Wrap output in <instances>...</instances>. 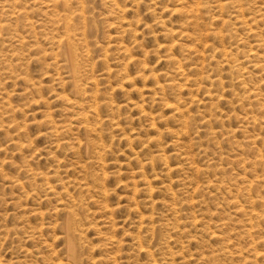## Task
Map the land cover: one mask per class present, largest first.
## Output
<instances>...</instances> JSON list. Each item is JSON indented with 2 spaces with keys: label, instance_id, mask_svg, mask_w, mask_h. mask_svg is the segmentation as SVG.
<instances>
[{
  "label": "rangeland",
  "instance_id": "rangeland-1",
  "mask_svg": "<svg viewBox=\"0 0 264 264\" xmlns=\"http://www.w3.org/2000/svg\"><path fill=\"white\" fill-rule=\"evenodd\" d=\"M0 264H264V0H0Z\"/></svg>",
  "mask_w": 264,
  "mask_h": 264
},
{
  "label": "bare ground",
  "instance_id": "bare-ground-1",
  "mask_svg": "<svg viewBox=\"0 0 264 264\" xmlns=\"http://www.w3.org/2000/svg\"><path fill=\"white\" fill-rule=\"evenodd\" d=\"M67 20V19H66ZM70 23V22H69Z\"/></svg>",
  "mask_w": 264,
  "mask_h": 264
}]
</instances>
